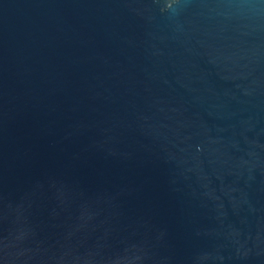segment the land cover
Here are the masks:
<instances>
[{
    "label": "water",
    "instance_id": "obj_1",
    "mask_svg": "<svg viewBox=\"0 0 264 264\" xmlns=\"http://www.w3.org/2000/svg\"><path fill=\"white\" fill-rule=\"evenodd\" d=\"M0 264H264V0H0Z\"/></svg>",
    "mask_w": 264,
    "mask_h": 264
}]
</instances>
